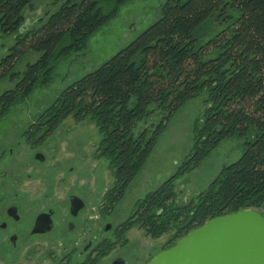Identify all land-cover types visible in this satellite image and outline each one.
I'll list each match as a JSON object with an SVG mask.
<instances>
[{"label": "trees", "instance_id": "obj_1", "mask_svg": "<svg viewBox=\"0 0 264 264\" xmlns=\"http://www.w3.org/2000/svg\"><path fill=\"white\" fill-rule=\"evenodd\" d=\"M35 1L0 0V33L18 34L25 22H35V15L26 17L37 8ZM129 1H46L40 27L20 35L0 62V121L36 89L51 84L58 60L84 51L89 38ZM161 10L162 17L127 47L63 90L26 137L37 144L69 118L94 121L102 136L99 156L110 161L116 179L104 197L106 211L112 212L176 114L205 96L192 155L137 203L116 232L121 241L133 228L153 239L173 233L170 248L215 218L246 209L264 215V0H167ZM30 53L37 60L22 69ZM235 136L245 141L243 156L179 206L177 180ZM121 241L99 244L98 258Z\"/></svg>", "mask_w": 264, "mask_h": 264}, {"label": "rangeland", "instance_id": "obj_2", "mask_svg": "<svg viewBox=\"0 0 264 264\" xmlns=\"http://www.w3.org/2000/svg\"><path fill=\"white\" fill-rule=\"evenodd\" d=\"M46 1H35L37 8L27 12L26 17L35 15L38 19L33 22L35 18H28L31 22H25L18 34L0 33V62L17 45L20 35L40 27L38 21L48 11ZM166 1L131 0L121 6L113 20L89 38L84 51L58 60L51 84L36 89L0 121V264H57L70 253L72 262L79 263L89 242L94 248L99 241H121L117 229L134 213L137 203L159 189L192 155L195 125L206 108L205 96L192 100L176 114L122 201L107 212L104 197L116 179L110 161L99 156L102 136L94 121L69 118L51 137L37 144L26 137L32 123L63 90L100 68L157 22ZM36 60L35 54H28L21 68ZM245 149V141L239 136L223 142L199 167L177 180V204L183 206L208 189L224 167L243 156ZM40 154L45 158L43 162L36 158ZM73 195L85 202L77 219L69 213ZM12 206L18 208L19 221L7 215ZM48 212L53 213V231L33 236L36 218ZM70 222L76 224V231H69ZM3 224L6 229H2ZM173 235L153 239L133 228L98 264H112L117 257L124 258L126 264H147L167 248ZM12 236H17L15 244Z\"/></svg>", "mask_w": 264, "mask_h": 264}, {"label": "water", "instance_id": "obj_3", "mask_svg": "<svg viewBox=\"0 0 264 264\" xmlns=\"http://www.w3.org/2000/svg\"><path fill=\"white\" fill-rule=\"evenodd\" d=\"M37 158L45 160L42 155ZM76 202L81 204L72 210L74 214L83 208V202L73 197L72 205ZM40 220H45L46 231L52 229L50 216H41ZM109 229L107 226L106 230ZM12 242L15 244L16 239ZM147 264H264V215L246 209L210 220Z\"/></svg>", "mask_w": 264, "mask_h": 264}, {"label": "flooded vegetation", "instance_id": "obj_4", "mask_svg": "<svg viewBox=\"0 0 264 264\" xmlns=\"http://www.w3.org/2000/svg\"><path fill=\"white\" fill-rule=\"evenodd\" d=\"M41 155V154H40ZM38 157V156H37ZM36 157V158H37ZM38 159V158H37ZM43 162V161H42ZM73 197H77L79 198L82 202H83V208L78 210V212H76L75 214L73 213V211L76 210V207L79 206L81 203L79 202H76L75 205H72V198ZM69 203H70V207H69V213L70 215L77 219L79 216H80V213L84 210L85 208V202L84 200H82L80 197L78 196H71L70 199H69ZM73 210V211H72ZM7 215L10 219L14 220V221H19L20 220V216H19V213H18V208L16 206H12L10 207L8 210H7ZM44 215H48L50 216L51 220H52V229L50 231H46V225L43 221L45 220H40L39 221V218L41 216H44ZM39 221V223H38ZM68 229L70 232L72 231H76L77 227H76V224L74 222H70L68 224ZM7 228V225L6 224H3L2 225V229H6ZM54 229V221H53V213L52 212H48V213H41L40 215H38V217L36 218L35 220V223H34V226H33V229H32V232L31 234L34 236V235H46V234H49L53 231ZM85 229V228H84ZM15 238L17 240V236H12L11 237V241L12 239ZM107 241V240H105ZM104 240L103 241H99L98 245L99 244H102L105 242ZM13 243V242H12ZM97 245V246H98ZM96 246V247H97ZM96 247L93 248V243L89 242L85 247L84 249L82 250L81 252V256L84 257L83 260L79 263H73V253H70L69 255H67L66 257H63L61 259V261L57 264H90V262H92L93 260H97V262L95 264H98L100 261L103 260V258H107V256H109L110 254L106 255L105 257L103 258H98L99 257V252L98 251H95ZM77 248V247H75ZM112 264H126V260L122 257H117L115 259L112 260Z\"/></svg>", "mask_w": 264, "mask_h": 264}]
</instances>
